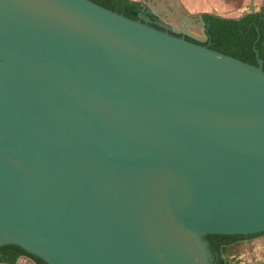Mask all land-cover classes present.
I'll return each mask as SVG.
<instances>
[{
    "label": "water",
    "instance_id": "1",
    "mask_svg": "<svg viewBox=\"0 0 264 264\" xmlns=\"http://www.w3.org/2000/svg\"><path fill=\"white\" fill-rule=\"evenodd\" d=\"M256 56L93 0H0V248L217 264L207 236L264 233Z\"/></svg>",
    "mask_w": 264,
    "mask_h": 264
},
{
    "label": "trees",
    "instance_id": "2",
    "mask_svg": "<svg viewBox=\"0 0 264 264\" xmlns=\"http://www.w3.org/2000/svg\"><path fill=\"white\" fill-rule=\"evenodd\" d=\"M109 9L124 13L126 16L138 19L140 3L131 0H93ZM210 23L208 35L211 41L210 48L231 55L245 62L257 65L256 49L264 61V15L261 12L249 13L238 19L220 18L205 15ZM216 241H210L211 249L218 253L219 264H227L229 246L240 242L247 237L231 235H214ZM253 237L255 235H252ZM249 236V237H252ZM2 256L0 263L15 264L21 256H27L37 264H45L38 257L27 253L17 245H6L0 248Z\"/></svg>",
    "mask_w": 264,
    "mask_h": 264
},
{
    "label": "flooded vegetation",
    "instance_id": "3",
    "mask_svg": "<svg viewBox=\"0 0 264 264\" xmlns=\"http://www.w3.org/2000/svg\"><path fill=\"white\" fill-rule=\"evenodd\" d=\"M131 1H136L141 4L139 7V11L137 13L138 19L146 20V22H148L152 26L160 28L164 31H168L176 36L184 37L191 42L209 47L211 46V41L208 35V29L210 23L205 19V15H207V13L193 16L187 13L181 0H131ZM244 15H242V17ZM213 16L225 18L218 15H213ZM201 17L205 22L204 25L201 24ZM234 19H238V18H234ZM191 22L193 23V27H188L189 23ZM185 28H187L186 30L187 33L183 32L180 34L176 32V29L182 32L185 30ZM203 39L205 40L203 41ZM261 235H264V233L257 234L254 237L253 236L247 237L245 239H242L241 241H246V240L249 241ZM209 237H210L209 238L210 241L213 242L216 241L214 235H209ZM214 255H215L216 263L219 264L220 260L218 257V253L214 252ZM1 256L2 253L0 252V257ZM21 257H27V256H21ZM224 259L227 262V264H233L228 256H224Z\"/></svg>",
    "mask_w": 264,
    "mask_h": 264
},
{
    "label": "rangeland",
    "instance_id": "4",
    "mask_svg": "<svg viewBox=\"0 0 264 264\" xmlns=\"http://www.w3.org/2000/svg\"><path fill=\"white\" fill-rule=\"evenodd\" d=\"M187 13L197 16L203 13L225 18H239L249 12L250 0H181ZM258 11L264 0H255ZM171 19V18H170ZM227 256L233 264H264V235L251 241H240L229 246ZM240 259H237V257Z\"/></svg>",
    "mask_w": 264,
    "mask_h": 264
},
{
    "label": "crops",
    "instance_id": "5",
    "mask_svg": "<svg viewBox=\"0 0 264 264\" xmlns=\"http://www.w3.org/2000/svg\"><path fill=\"white\" fill-rule=\"evenodd\" d=\"M249 241H251V240H249ZM240 257L238 256L237 259H240ZM0 264H10V263H0ZM15 264H37V263L28 257H21L18 259V261Z\"/></svg>",
    "mask_w": 264,
    "mask_h": 264
}]
</instances>
